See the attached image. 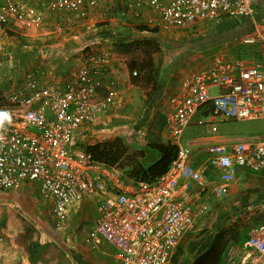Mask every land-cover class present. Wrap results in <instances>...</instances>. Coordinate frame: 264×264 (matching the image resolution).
Returning a JSON list of instances; mask_svg holds the SVG:
<instances>
[{"label": "built area", "instance_id": "2783aa9c", "mask_svg": "<svg viewBox=\"0 0 264 264\" xmlns=\"http://www.w3.org/2000/svg\"><path fill=\"white\" fill-rule=\"evenodd\" d=\"M30 0H0V36L11 20L21 25L39 22L26 8ZM148 5L167 28L188 29L201 20L253 17V0H122ZM98 0H47V8L60 13ZM109 54H88L73 77L62 85L41 84L35 71L6 97L0 107V189L35 185L52 199V213L92 193L99 197L97 215L84 238L98 247L108 243L120 264H167L182 236L193 225V204L204 187V173L218 175L212 193L225 195L238 168L264 172V137L237 140L231 145H208L205 160L191 165L190 151L177 139L194 122L216 131L214 119H264V71L259 64L239 58L218 59L209 67L185 76L167 118L175 156L167 171L152 182H128L116 168L100 166L86 153L71 148L74 131L108 111L114 100V80H106ZM136 71H132L134 75ZM104 86L106 95L95 98ZM215 88L214 93L209 89ZM207 104L211 108L204 114ZM203 113V114H202ZM181 182V183H180ZM196 182L195 200L188 189ZM222 264H264V221L251 228L239 246L230 245Z\"/></svg>", "mask_w": 264, "mask_h": 264}, {"label": "crops", "instance_id": "0c3cea01", "mask_svg": "<svg viewBox=\"0 0 264 264\" xmlns=\"http://www.w3.org/2000/svg\"><path fill=\"white\" fill-rule=\"evenodd\" d=\"M46 4L47 0H30L26 5L30 15L39 17L38 23L21 25L17 21L11 20L4 26L0 36V81L4 83L0 92L7 97L11 91L23 84L30 71H35L36 78L41 84L62 85L73 77L77 66L85 61L86 55L90 53L109 54V70L105 79L114 80L116 87L114 100L118 104L112 105L96 121L82 123L74 131L71 148L77 154H84V146L87 144L110 140L114 137H120L128 146L132 142L138 143L137 145L151 141L170 142L167 118L171 110L168 113L166 111L168 98L176 95L180 82L185 76L200 68L209 67L218 59L239 58L247 63L259 64L264 71V0H253L255 8L253 17H221L198 21L187 29V37L185 35L179 37L181 39L178 38L181 40V45L178 47L186 52L182 54L181 59L172 62L171 65H176L181 61L179 64L184 63L183 65L186 66L180 68L174 66L173 70L170 67L164 75V70H161L162 84L156 94H152L153 97L149 99L147 96L146 102L148 101L149 104L143 109L142 116L144 117H138L137 126L139 128L134 131L138 135L133 138L131 133L133 127L119 124L115 117L118 116L120 121L130 117L128 112L134 110L138 105L143 108L135 93L138 88L142 89V86L134 82L132 78L134 70L130 69L124 61V54L127 53L114 51L112 41L140 38L138 36L143 32L159 33L160 27H165L159 15L144 3L128 5L122 0H98L95 6L85 4L60 13L50 11ZM140 25L157 27L158 31H139ZM185 38L187 39L183 42ZM173 40L176 41L177 38ZM248 55L251 57H247ZM173 79L179 80L175 88L171 84ZM105 95L106 89L101 86L95 98H102ZM216 120L215 118L214 122ZM204 129L207 136H195L186 143L187 146L180 144L182 133L177 139L180 147H185L190 151L193 167L200 166L205 160L206 149L210 144L231 145L237 140L245 138L264 137V134L260 131L256 132L255 128L245 130L233 128L227 135L216 134L217 127L214 132L205 127ZM97 164L105 166L99 162ZM120 174L123 176L121 171ZM204 176V187L200 193H197L198 196L196 191L199 186L196 182H191L188 189L193 200L196 196L200 197V200L196 199L197 202L193 204V222L195 221L194 226L196 224L197 232L182 236L179 242L182 251L178 254L176 263L171 258L177 247L167 264H190L209 245L213 235L221 227L232 226L237 232L235 240H231L226 249L230 245L239 246L251 228L264 221L255 219L259 216H253L264 214V172L252 173L244 168H238L222 197H216L212 193L213 184L218 178L216 171L209 169L204 173ZM123 178L128 182H136L124 176ZM31 186L35 185L30 183L29 186L27 183L12 190L0 189V193L13 192L16 195H21L22 201L26 202L25 204L28 206L31 204L32 210L36 212L41 208H44V211L40 212H46L47 206L48 213L54 220L65 217L66 219H75L74 222L76 220L83 221L85 225L83 235H70V239H67L73 255L70 264H109V261H112L113 264H120L115 260L113 248L108 243L103 242L98 247L92 248L84 241L85 235L97 215L99 202L95 203L93 210L89 208V199L92 193L68 206L64 216L59 218L52 213V199L40 194L37 187H35L37 192L35 194L30 189ZM233 195L253 198L251 201L238 200ZM97 198L99 200V197ZM24 209L26 210L23 212L30 217L31 224L35 229L46 226L41 214L30 213L27 207ZM207 212L211 216L198 225L196 219ZM33 227H25V230L27 228L33 230ZM226 249L219 264L224 261ZM41 262L42 259L30 263L26 256L24 264Z\"/></svg>", "mask_w": 264, "mask_h": 264}, {"label": "rangeland", "instance_id": "374dc122", "mask_svg": "<svg viewBox=\"0 0 264 264\" xmlns=\"http://www.w3.org/2000/svg\"><path fill=\"white\" fill-rule=\"evenodd\" d=\"M188 35L187 29H173V28H166V27H160L159 33H146L143 32L138 37H158V38H166L173 40L174 38H177V42L181 43V38ZM179 38V39H178ZM187 38L183 39V42L186 41ZM175 41V40H173ZM186 51L182 50L181 47H175L173 43L168 44H162L161 51L154 54V60L157 64H159L160 69L163 72V75L166 71L171 67L173 70L174 66L177 68H180L181 66L179 63L176 65H172V62L177 61L178 57L184 54ZM249 52V51H248ZM143 56V50L137 49L133 52L124 54V61H126L127 66H129V62L132 60L141 59ZM247 57H251V55H248ZM258 60V59H257ZM263 70V69H262ZM177 82L179 80L173 79L171 81V84H173V88L177 86ZM3 81H0V88H2ZM215 88H210V93L215 92ZM136 97L140 103V105H143V108H140L139 105L134 109L129 111V116L126 119L118 120V116L115 118L119 122V124L125 125V126H131L133 127L131 130V133L133 134V138L137 136L138 134L134 131L139 128L137 126V122L139 121L138 117H144L143 109L147 105L146 99L148 96L147 88L142 87L138 88L136 91ZM173 96L168 98V107H166L167 113L171 110V103L173 100ZM1 106H7L6 103V97L5 95L1 94L0 92V107ZM139 108V109H138ZM131 113V114H130ZM145 114V113H144ZM140 115V116H139ZM116 124V123H115ZM216 127L218 128V131L216 134L220 135H227L231 129L236 128L238 130H245L249 128H255V131H260L264 134V119H256V120H241V121H233V120H220V118H217L215 122ZM214 133V134H215ZM195 136H207V133L205 132L204 127L198 126L194 123L189 124L186 126L181 134L180 144L187 146L186 143L189 142V140ZM138 143L132 142L130 143V146H128L131 150L136 148ZM30 186V184L28 183ZM36 186H31L30 189L32 192H35ZM29 188V187H28ZM30 190V191H31ZM91 198L89 199V208L93 210V207L95 203L99 202L98 196L96 194H91ZM233 197H236L238 200L246 199L248 201H251V198L253 197H245L244 195H240V197L233 195ZM26 203V202H25ZM24 201H22L21 195H16L13 192H1L0 193V264H24L25 258L27 256L26 250H25V241L19 237L20 233H23L25 230V227H33L31 224L30 217L24 213L26 209L24 207H27L30 213H38L42 215V218L44 219V223L46 226H43L42 228L35 229L33 227V230H31V237L34 239H38L40 242H46V250L42 257L41 263L36 264H70L72 260V254L71 249L68 245V240L70 239V235H83L85 225L82 220L75 221V219H66L65 217L54 220L48 213V208L46 206V212H40L44 211V208L39 209L40 211L36 212L32 210L31 204L26 205ZM75 204V203H74ZM24 211V212H23ZM40 212V213H39ZM211 214L208 212L206 214H203L199 219H196L197 224L199 225L200 222L205 221V219L209 218ZM256 217L255 219H259V221L264 220V214H255L253 215ZM252 216V217H253ZM81 219V218H80ZM195 222V221H194ZM185 234H193L196 233V224ZM74 225V226H72ZM197 225V226H198ZM199 231V230H198ZM69 237V238H68ZM68 239V240H67ZM72 263V262H71ZM109 264H113L112 261H109Z\"/></svg>", "mask_w": 264, "mask_h": 264}, {"label": "trees", "instance_id": "16d2710c", "mask_svg": "<svg viewBox=\"0 0 264 264\" xmlns=\"http://www.w3.org/2000/svg\"><path fill=\"white\" fill-rule=\"evenodd\" d=\"M139 31L148 30L157 32V27L140 25ZM173 43L175 47L181 45L177 41L158 37L130 38L126 41H112V48L117 53H130L137 49L143 50L141 59L129 62L130 69L136 71L133 75L135 83L147 88L148 98L156 94L162 84L160 76L161 69L154 60V54L161 51L162 44ZM179 56L178 59H181ZM149 104V102H146ZM211 112L210 106L204 111L205 115ZM203 114V113H202ZM236 121V120H234ZM84 152L91 160L102 163L107 167H113L121 171L123 176L133 181L152 182L164 174L175 156L176 145L170 142L151 141L130 149L120 138L114 137L110 140L87 144ZM237 232L232 226L221 227L213 235L209 245L197 255L190 264H219L220 259L231 240H235ZM20 237L25 241L27 259L35 263L42 259L47 243H40L38 239L31 237V228H27ZM182 251L178 244L175 254L171 260L176 263L178 254Z\"/></svg>", "mask_w": 264, "mask_h": 264}]
</instances>
